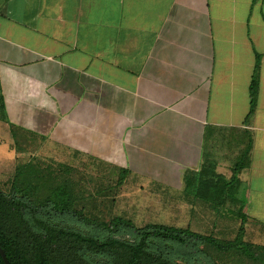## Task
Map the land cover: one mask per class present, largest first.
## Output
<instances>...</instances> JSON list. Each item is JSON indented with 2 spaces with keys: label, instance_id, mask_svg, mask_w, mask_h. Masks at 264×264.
Instances as JSON below:
<instances>
[{
  "label": "crops",
  "instance_id": "1",
  "mask_svg": "<svg viewBox=\"0 0 264 264\" xmlns=\"http://www.w3.org/2000/svg\"><path fill=\"white\" fill-rule=\"evenodd\" d=\"M0 94L57 163L87 158L161 191L199 169L206 131L210 152L248 131L240 194L264 237V0H0Z\"/></svg>",
  "mask_w": 264,
  "mask_h": 264
},
{
  "label": "trees",
  "instance_id": "2",
  "mask_svg": "<svg viewBox=\"0 0 264 264\" xmlns=\"http://www.w3.org/2000/svg\"><path fill=\"white\" fill-rule=\"evenodd\" d=\"M260 64L256 56L246 124L256 111ZM0 122L8 126L13 138L19 133L7 119L1 94ZM210 137L206 131L199 169L187 170L183 175L182 199L191 206L203 205L218 217L226 213L239 221L233 240L160 224L138 228L121 217L105 221L86 211V199L77 195L80 192L69 177L72 167L60 163L55 168L44 167L32 159L18 164L7 190L0 189V248L8 263L217 264L215 258H221L218 256H237L251 264H264V246L244 240L249 218L239 176L251 165L252 136L241 129L222 136V142L236 152L226 176L217 171ZM57 168L61 172L57 173ZM128 175V171L119 170L115 187L120 188ZM69 224L86 226L89 233L68 229Z\"/></svg>",
  "mask_w": 264,
  "mask_h": 264
},
{
  "label": "rangeland",
  "instance_id": "3",
  "mask_svg": "<svg viewBox=\"0 0 264 264\" xmlns=\"http://www.w3.org/2000/svg\"><path fill=\"white\" fill-rule=\"evenodd\" d=\"M1 123V122H0ZM39 142L31 137L18 133L13 138L4 125H0V189L6 191L14 169L18 164L29 160L39 162L41 166L55 168L57 161L49 152L37 150ZM222 147V148H221ZM214 145L211 148L213 157L221 164L220 169L228 175L235 151L227 145ZM74 170L69 176L75 182L80 194L85 198L88 214L100 216L105 221L113 217H121L132 221L135 227L142 228L148 224H160L175 228H190L191 231L203 235L231 241L239 228V221L226 214L216 216L203 205H189L182 199L180 188L158 190V187L139 183L125 178L123 185L115 187L119 179V171L96 163L87 158L74 156V160L66 163ZM60 170V169H59ZM57 168V173L61 172ZM68 229L88 234L86 226L69 224ZM244 240L264 246V237L252 236L248 226ZM128 239V237H125ZM217 264H251L237 256H218Z\"/></svg>",
  "mask_w": 264,
  "mask_h": 264
},
{
  "label": "water",
  "instance_id": "4",
  "mask_svg": "<svg viewBox=\"0 0 264 264\" xmlns=\"http://www.w3.org/2000/svg\"><path fill=\"white\" fill-rule=\"evenodd\" d=\"M0 257L2 259L3 264H9L8 260L6 258V255L4 254L3 250L0 248Z\"/></svg>",
  "mask_w": 264,
  "mask_h": 264
}]
</instances>
